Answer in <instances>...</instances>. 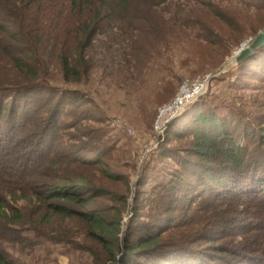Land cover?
Returning a JSON list of instances; mask_svg holds the SVG:
<instances>
[{"label": "trees", "instance_id": "trees-1", "mask_svg": "<svg viewBox=\"0 0 264 264\" xmlns=\"http://www.w3.org/2000/svg\"><path fill=\"white\" fill-rule=\"evenodd\" d=\"M227 1L264 20V0H0V264L45 243L87 264H264V115L231 89H208L167 125L153 156L174 169L161 175L152 156L131 202L108 164L122 136L81 131L105 121L85 113L94 100L78 86L140 83L169 41L165 19L187 29L188 3L223 24L218 41L189 28L226 55L253 28L218 7ZM234 77L231 88L264 86V46Z\"/></svg>", "mask_w": 264, "mask_h": 264}, {"label": "rangeland", "instance_id": "rangeland-1", "mask_svg": "<svg viewBox=\"0 0 264 264\" xmlns=\"http://www.w3.org/2000/svg\"><path fill=\"white\" fill-rule=\"evenodd\" d=\"M188 4L191 6H185L181 13L186 19L191 20H187V29L177 28L173 26L172 22L165 19L162 25L166 32L165 37L169 41L167 44L159 46V50L155 54L157 60L138 81L140 83L118 89L107 86L106 83L109 82L107 79L99 84L97 77L94 76L78 86L80 91L88 94L94 100L83 106V109L86 110L85 113H91L94 117H100L105 121L102 124L91 120L84 121L81 131L88 134L103 127L109 132V135L122 136V140L117 144L119 150L111 154L108 164L111 172L121 174L128 179V189H123L121 186L113 187L127 193L129 202L136 194L137 182L142 178L145 165L151 161L153 153L157 152V149L165 142V131L159 136L153 133L158 111L176 95L184 79L208 77L207 90L211 89L220 93L225 88L231 89L236 100L241 97L247 109L264 115V86L256 81L250 82L254 85L253 89L231 88L230 85L234 83V73L239 65L234 61L235 55L240 52L241 48L248 47L257 37L263 29L264 20L255 19L253 14L246 12L245 8L232 1L228 4L225 3V6H218L222 7V11H228L234 18H238L246 28L250 25L253 26L251 31L249 28L244 38L222 57L221 49L218 46H213L201 38L194 37L189 27L193 25L192 22L199 21L197 25H200V28L204 25L213 33L209 32L211 41H218V38L223 35V24L208 16V10L203 11L200 8L198 10L193 7L195 4ZM171 7L168 6L166 9L168 10L167 16L172 12L174 14L177 12ZM153 17L160 22L158 15ZM66 99L69 101L68 98ZM253 100H256V105L253 104ZM187 108L188 106L179 118L185 115ZM79 140L88 143L87 138L86 140L79 138ZM184 142L185 140L172 139L167 145L179 147L184 146ZM155 159L152 165L159 169L161 175H165L162 169L170 171L174 169V164L170 160L162 161L160 159L161 162H159L158 158ZM106 184L111 187L110 183ZM130 217L129 210L123 213L122 222L124 225ZM8 252L19 264H87L91 260L86 255L77 253L70 255L63 247L47 243L38 246L33 251L16 247L8 249Z\"/></svg>", "mask_w": 264, "mask_h": 264}, {"label": "built area", "instance_id": "built-area-1", "mask_svg": "<svg viewBox=\"0 0 264 264\" xmlns=\"http://www.w3.org/2000/svg\"><path fill=\"white\" fill-rule=\"evenodd\" d=\"M208 83V77L184 79L176 95L159 109L154 122L153 133L156 136L162 135L173 119L182 115L187 106L206 92Z\"/></svg>", "mask_w": 264, "mask_h": 264}, {"label": "water", "instance_id": "water-1", "mask_svg": "<svg viewBox=\"0 0 264 264\" xmlns=\"http://www.w3.org/2000/svg\"><path fill=\"white\" fill-rule=\"evenodd\" d=\"M264 46V28L257 35V37L250 43L248 47L241 48L240 52L235 55L234 61L237 64L242 63L245 59H247L253 51Z\"/></svg>", "mask_w": 264, "mask_h": 264}]
</instances>
